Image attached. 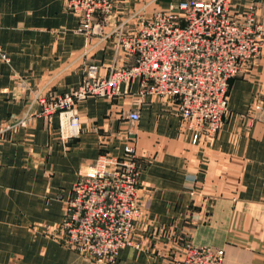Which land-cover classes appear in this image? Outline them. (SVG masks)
<instances>
[{"label":"crops","instance_id":"1","mask_svg":"<svg viewBox=\"0 0 264 264\" xmlns=\"http://www.w3.org/2000/svg\"><path fill=\"white\" fill-rule=\"evenodd\" d=\"M174 3L116 0L111 25L132 11ZM250 6L264 23V0H231L230 12L239 19ZM78 24L62 0H0V49L9 59L0 60V123L21 116L34 91H72L87 65L105 77L112 66L131 64L115 54L112 38L86 40L76 33ZM228 108L216 137L193 143L177 104L140 96L133 83L112 100L77 103L80 134L68 141L58 137L57 118L8 135L0 142V264H93L60 246L54 232L78 171L99 154L122 156L128 143L148 207L134 234L140 248L123 249L114 264H173L187 243L221 249L223 264H264V49L230 82ZM132 110L139 114L134 124L125 117ZM191 189L201 203H193Z\"/></svg>","mask_w":264,"mask_h":264},{"label":"built area","instance_id":"2","mask_svg":"<svg viewBox=\"0 0 264 264\" xmlns=\"http://www.w3.org/2000/svg\"><path fill=\"white\" fill-rule=\"evenodd\" d=\"M230 2L175 0L166 9L132 11L125 21L111 25L116 0H62L64 10L79 19L76 33L86 40L96 38L97 43L112 38L115 54L124 53L131 64L112 66L105 77L97 75L95 65H87L80 84L66 94L46 97L32 92L22 118L0 123V142L26 126L35 106L37 117L51 120L58 114L61 139L75 138L80 133L77 103L113 99L121 86L133 83L140 96L174 101L180 125L192 134L193 143L203 134L214 137L227 114L230 82L243 75L264 49V23L257 20L253 6L236 19ZM129 22L133 30L127 32ZM108 27L111 30L105 32ZM0 60H9L1 49ZM125 117L130 124L139 121L135 110ZM139 173L131 143L122 156L102 153L80 169L54 232L56 242L93 264H114L124 248L139 249L134 234L148 207V201L139 197ZM223 258L219 248L187 243L173 264H223Z\"/></svg>","mask_w":264,"mask_h":264},{"label":"rangeland","instance_id":"3","mask_svg":"<svg viewBox=\"0 0 264 264\" xmlns=\"http://www.w3.org/2000/svg\"><path fill=\"white\" fill-rule=\"evenodd\" d=\"M175 0H171V3H173ZM261 58V57H260ZM259 58V59H260ZM84 77V76H83ZM82 80V79H81ZM81 82V81H80ZM80 84V83H79ZM34 92H37V91H34ZM37 93H40V94H42V95H44V96H46V97H49V96H51V95H54L53 93H51V92H49V93H43V92H41V91H39L38 90V92ZM64 94H66V93H64ZM56 95H61V94H56ZM89 99V98H88ZM93 99H102V98H93ZM86 100V99H85ZM107 100H112V99H107ZM84 101V100H83ZM256 107H259V109H256ZM27 109V108H26ZM26 109H25V111H26ZM253 110H254V112H257L258 110H260V106H259V104H257V105H255L253 108H252ZM25 111L22 113V115L21 116H19L18 118H22L24 115H25ZM37 112H38V108L35 106V109L33 110V113H34V116L32 117V118H30L29 120H27V123H26V126L25 127H20L19 129H17V130H14V131H12V132H10L9 134H7L6 136H5V138L4 139H6V137L8 136V135H10V134H12V133H15V132H18V131H20V130H28V129H30L31 127H32V125H33V123H34V121H36V120H39V119H43V120H46V121H50V120H48V119H46L45 117H37ZM228 114H229V108L227 109V114H226V116H228ZM226 116H225V118H226ZM54 118H57V120H58V127H57V132H58V137H59V139L62 141V142H65V141H68V140H70V139H72V138H67V139H61V136H60V119L58 118V114H56V115H54L53 117H52V119H54ZM224 118V119H225ZM254 118V117H253ZM252 118V119H253ZM17 119V118H16ZM51 119V120H52ZM15 119H13V120H9V121H5V122H12V121H14ZM254 120V119H253ZM223 122H224V120H223ZM1 123H3V122H1ZM220 132V130L217 132V134ZM80 134V133H79ZM216 134V135H217ZM192 135V134H191ZM216 135L214 136V137H216ZM203 136H205L206 138H209V137H207L205 134H203ZM214 137H212V138H214ZM211 139V138H210ZM199 141V140H198ZM197 141V142H198ZM193 142V141H192ZM196 143V142H195ZM189 194L192 196V198L194 199L193 200V203L194 204H199V203H201V200H202V195L196 190V189H191L190 191H189ZM58 243V242H57ZM60 246H62L60 243H58ZM125 249V248H124Z\"/></svg>","mask_w":264,"mask_h":264}]
</instances>
